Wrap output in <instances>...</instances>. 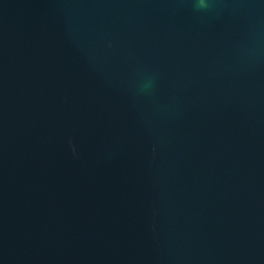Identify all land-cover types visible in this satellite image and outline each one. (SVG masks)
<instances>
[{
  "label": "water",
  "instance_id": "1",
  "mask_svg": "<svg viewBox=\"0 0 264 264\" xmlns=\"http://www.w3.org/2000/svg\"><path fill=\"white\" fill-rule=\"evenodd\" d=\"M0 0V264H264V0Z\"/></svg>",
  "mask_w": 264,
  "mask_h": 264
},
{
  "label": "clouds",
  "instance_id": "2",
  "mask_svg": "<svg viewBox=\"0 0 264 264\" xmlns=\"http://www.w3.org/2000/svg\"><path fill=\"white\" fill-rule=\"evenodd\" d=\"M196 2H197V7L199 9H208L209 8L208 0H196Z\"/></svg>",
  "mask_w": 264,
  "mask_h": 264
}]
</instances>
